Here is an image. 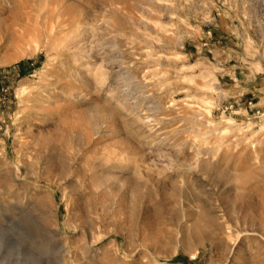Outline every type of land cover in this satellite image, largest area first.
Listing matches in <instances>:
<instances>
[{"label":"rangeland","instance_id":"obj_1","mask_svg":"<svg viewBox=\"0 0 264 264\" xmlns=\"http://www.w3.org/2000/svg\"><path fill=\"white\" fill-rule=\"evenodd\" d=\"M0 264H264V0H0Z\"/></svg>","mask_w":264,"mask_h":264},{"label":"bare ground","instance_id":"obj_2","mask_svg":"<svg viewBox=\"0 0 264 264\" xmlns=\"http://www.w3.org/2000/svg\"><path fill=\"white\" fill-rule=\"evenodd\" d=\"M112 167H116V166L114 165V166H112Z\"/></svg>","mask_w":264,"mask_h":264}]
</instances>
